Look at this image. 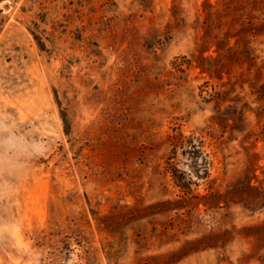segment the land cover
<instances>
[{"label": "rangeland", "instance_id": "374dc122", "mask_svg": "<svg viewBox=\"0 0 264 264\" xmlns=\"http://www.w3.org/2000/svg\"><path fill=\"white\" fill-rule=\"evenodd\" d=\"M0 264H264V0H0Z\"/></svg>", "mask_w": 264, "mask_h": 264}, {"label": "trees", "instance_id": "16d2710c", "mask_svg": "<svg viewBox=\"0 0 264 264\" xmlns=\"http://www.w3.org/2000/svg\"><path fill=\"white\" fill-rule=\"evenodd\" d=\"M183 156L186 158V167L187 171H176L177 178L175 181L181 182L186 186L193 184V179L197 181H205L208 178V163L202 153L198 150L188 151L183 153Z\"/></svg>", "mask_w": 264, "mask_h": 264}]
</instances>
